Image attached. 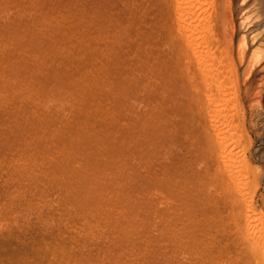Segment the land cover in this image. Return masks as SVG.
<instances>
[{"label": "rangeland", "instance_id": "1", "mask_svg": "<svg viewBox=\"0 0 264 264\" xmlns=\"http://www.w3.org/2000/svg\"><path fill=\"white\" fill-rule=\"evenodd\" d=\"M102 2L0 0V264H264V0L210 25L241 177L175 1Z\"/></svg>", "mask_w": 264, "mask_h": 264}, {"label": "bare ground", "instance_id": "2", "mask_svg": "<svg viewBox=\"0 0 264 264\" xmlns=\"http://www.w3.org/2000/svg\"><path fill=\"white\" fill-rule=\"evenodd\" d=\"M109 1V3L111 4V11L114 10L117 6H118V3L117 1L119 0H107ZM128 1V0H127ZM142 1V0H140ZM175 1V8H176V23L178 25V29L180 31V33L182 34L183 38H184V43L186 42L187 46L189 47V50H191L192 52V55L195 59V61L193 62L195 64V62L197 63V65L199 66L200 68V71L203 73V77H204V81L206 83V88L208 91V101H209V104L211 106V109L209 110V107H208V111H210V118H211V124H212V127H213V130L216 134V139L214 136V134H211L207 136L208 138L209 137H213L215 140H217L218 144H219V150H220V154H221V157L223 158L226 166L228 167L229 171L230 172H234L235 171V174L237 172V176L239 177L241 175V169H240V159L242 158L241 157V153H239V142H237V140L233 139V134L232 131L234 130V114L235 112H233L232 110V107L235 105V101H234V105L232 106V94H231V86L229 83H227V79H226V72L228 71L227 68H225V65L223 64V60L216 54L215 52V49H214V45L212 43V40H211V29L210 28V25L213 21V11L215 9L216 11V8L213 9V3H214V0H174ZM105 0H103L102 3H104ZM126 3V2H125ZM130 3V2H129ZM131 3H132V0H131ZM133 3L135 4V2L133 1ZM136 3H137V0H136ZM148 3L150 4L149 0H148ZM124 4V3H123ZM140 4V3H139ZM147 4V3H146ZM102 5V4H101ZM131 5V4H130ZM128 6V5H127ZM129 7V6H128ZM133 7V6H132ZM132 7H131V10L132 11ZM135 7V6H134ZM152 7V6H151ZM174 8V7H173ZM134 9V8H133ZM138 9V8H137ZM149 9V8H148ZM110 11V12H111ZM140 11V10H139ZM143 11V9L141 10ZM114 13V11H113ZM132 13V12H131ZM136 13V12H135ZM115 15V14H114ZM140 15V14H139ZM102 16V15H101ZM116 16V15H115ZM171 16V14H170ZM105 17V16H104ZM174 17V16H172ZM142 18V17H141ZM131 19V18H130ZM175 19V18H174ZM173 19V20H174ZM146 20V19H145ZM121 21V20H120ZM152 22V21H151ZM170 22H172L170 20ZM214 22V21H213ZM117 23V19L112 17V16H109L108 17V22L107 24H110V25H113V24H116ZM147 23V21H146ZM160 23V22H159ZM215 23V22H214ZM128 25V24H127ZM161 26V25H160ZM159 26V27H160ZM164 26V25H163ZM171 26H174V25H171ZM125 27V26H124ZM129 28V27H128ZM157 28H158V25H157ZM126 29V28H125ZM155 30V29H154ZM177 30V29H176ZM158 31V30H157ZM175 31V30H174ZM173 31V32H174ZM152 32V31H151ZM178 32V31H177ZM155 33V32H154ZM179 33V34H180ZM215 33V32H214ZM171 34H173L171 32ZM178 34V33H177ZM180 34V35H181ZM105 35V34H104ZM137 35V34H136ZM107 36V35H106ZM147 36V35H146ZM161 36V35H160ZM175 36V35H174ZM130 37V36H129ZM139 37V35H138ZM145 37V36H144ZM177 38L180 36L177 35L176 36ZM133 38H136L135 36ZM146 38V37H145ZM154 38V37H153ZM152 39V38H151ZM176 39V38H175ZM107 40V39H106ZM133 40V39H132ZM183 40V39H182ZM108 41V40H107ZM104 42V41H103ZM112 42V40H111ZM158 42V41H157ZM162 42V41H161ZM114 43V42H113ZM140 43V42H139ZM179 43V42H178ZM165 44V43H164ZM178 45V44H177ZM183 45V44H181ZM109 46V45H108ZM107 46V47H108ZM152 46V45H151ZM160 46V45H159ZM186 46V45H185ZM104 47V45H103ZM102 47V48H103ZM105 47V48H107ZM150 47V46H149ZM166 47V46H165ZM182 47V46H180ZM175 48V47H174ZM108 49V48H107ZM111 49V48H110ZM176 49V48H175ZM179 49V48H178ZM100 50V49H99ZM104 50V48L102 49ZM109 50V49H108ZM145 50L146 47H145ZM159 50V49H158ZM107 50H105L104 52L106 53ZM110 51V50H109ZM112 51V49H111ZM185 51V50H184ZM188 51V50H186ZM104 52H101L104 54ZM161 52V51H160ZM172 52V50H171ZM134 53V52H133ZM169 53V52H168ZM186 53V52H185ZM190 54V52H188ZM187 53V54H188ZM222 53V52H221ZM102 54V55H103ZM161 54V53H160ZM179 54V53H178ZM170 55V54H169ZM175 55V54H174ZM132 56V55H131ZM172 56V55H171ZM182 56V55H181ZM103 57V56H102ZM133 57V56H132ZM165 57V56H164ZM184 57V56H183ZM129 58V57H128ZM191 58V57H189ZM189 60V59H188ZM191 60V59H190ZM154 62V60H153ZM184 63V61H183ZM192 63V61H191ZM192 63V64H193ZM152 64V63H151ZM194 66V65H193ZM196 66V65H195ZM194 66V67H195ZM182 67H185V65H182ZM193 67V69H194ZM196 68V67H195ZM199 68L197 67V70L199 71ZM139 73V72H138ZM195 73H198L199 72H196ZM195 73H192L194 76L197 75ZM191 74V75H192ZM201 74V73H200ZM150 75V74H149ZM148 75V76H149ZM152 75V74H151ZM187 75V74H186ZM190 75V76H191ZM134 76V75H132ZM139 76V75H137ZM189 76V77H190ZM151 77H154V76H151ZM134 78V77H133ZM192 78V77H191ZM189 78V79H191ZM193 79V78H192ZM200 79V77H199ZM134 80V79H133ZM195 80V79H194ZM202 80V79H201ZM136 81V80H135ZM196 81V80H195ZM133 82V81H132ZM131 82V83H132ZM192 82V81H191ZM203 82V81H202ZM154 83V82H152ZM195 83V82H194ZM197 83V82H196ZM196 83L194 84V86L196 87ZM136 84V83H135ZM133 85V83H132ZM193 85V84H192ZM193 86V87H194ZM201 85H199L197 83V87H200ZM197 87H196V90H197ZM233 88V86H232ZM200 89V88H199ZM195 90V89H194ZM144 93V92H143ZM235 96V95H233ZM136 97H134L135 99ZM234 98V97H233ZM133 99V98H132ZM236 100V99H235ZM134 101V100H133ZM136 103V102H133V104ZM137 105V103L135 104ZM134 105V106H135ZM152 105V104H151ZM153 107V105H152ZM150 107V108H152ZM161 108V107H160ZM144 109V108H143ZM145 110L147 111V108L144 109V113L146 114ZM149 110V109H148ZM151 110V109H150ZM137 111V110H136ZM154 111V110H153ZM160 111V110H159ZM132 112V111H131ZM135 112V110H134ZM152 112V110H151ZM156 112V111H155ZM137 113V112H136ZM139 113V112H138ZM132 115V113H131ZM134 115V114H133ZM132 115V116H133ZM136 115V114H135ZM138 115V114H137ZM143 115V113H142ZM152 115V114H150ZM173 116V115H172ZM148 117V116H147ZM151 117V116H150ZM155 117V116H154ZM153 117V118H154ZM172 118V117H171ZM209 118V117H208ZM145 119V118H144ZM157 120V119H156ZM146 121V119H145ZM148 121V120H147ZM207 121V120H206ZM154 122V121H153ZM158 122V121H157ZM236 122V121H235ZM141 123V122H140ZM155 123V122H154ZM204 125V123H203ZM141 126H144V129H147V125L146 123H143ZM158 127V125H157ZM210 127V126H209ZM208 127V129H209ZM136 129V126L133 127V130L135 131ZM207 130V129H206ZM210 130H212L210 128ZM206 137V138H207ZM212 138V139H213ZM212 139H211V143L210 145L212 144ZM237 139V138H236ZM214 140V142L216 143V141ZM213 142V143H214ZM212 144L213 147H217L216 145ZM209 145V144H208ZM212 148V147H211ZM214 149H212L213 151ZM216 151V150H215ZM214 153V151L212 152ZM211 153V155H212ZM219 152H217L216 154H218ZM241 154V155H240ZM210 155V156H211ZM219 155V154H218ZM217 157V156H216ZM241 157V158H240ZM213 158V156H212ZM215 158V157H214ZM239 158V160H238ZM210 160V159H209ZM212 160V159H211ZM219 160H220V157H219ZM213 161V160H212ZM215 161V160H214ZM213 161V162H214ZM211 162V161H210ZM216 162V161H215ZM209 164V163H208ZM212 164V163H211ZM209 164V165H211ZM223 164V163H222ZM213 166V164L211 165ZM218 166V165H217ZM215 166V167H217ZM210 167V166H209ZM209 167L207 168V170L209 169ZM212 167H210L211 169ZM222 168V167H221ZM215 169V168H213ZM221 169H218L217 171H219ZM238 170V171H236ZM216 171V170H215ZM225 173V171H224ZM221 174V172H220ZM219 174V176H220ZM225 176V174H223ZM222 176V175H221ZM229 177V176H228ZM241 177V176H240ZM221 178V177H220ZM224 179V178H222ZM230 179V178H228ZM227 179V181H228ZM233 179V178H231ZM230 179V180H231ZM235 179V178H234ZM238 179V178H237ZM239 180V179H238ZM222 181V180H221ZM233 181V180H232ZM231 181V183H233ZM236 181V180H235ZM240 181V180H239ZM226 183V182H224ZM228 184V182H227ZM226 184V185H227ZM236 184V183H235ZM231 186V184H230ZM240 188V187H239ZM241 189V188H240ZM242 191V190H240ZM237 192V191H236ZM157 193V192H156ZM230 193V192H229ZM231 193H234L235 192H231ZM241 193V192H240ZM155 194V193H154ZM156 195V194H155ZM237 198V196H235ZM239 197V196H238ZM235 200V199H234ZM238 200V199H236ZM243 198L241 200H238V201H242ZM162 201V200H161ZM237 201V202H238ZM236 202V201H235ZM243 202V201H242ZM246 204H247V208L246 210H248L247 213L248 214V217L250 218L251 217V214L255 211V206L252 202H250L248 199L245 200ZM160 204V203H159ZM240 203H238L239 205ZM240 205H243V204H240ZM239 207V206H238ZM243 208V207H242ZM240 209V208H239ZM245 209V208H244ZM241 210V209H240ZM239 211V210H238ZM242 212V211H241ZM245 212V210L243 211ZM246 213V212H245ZM242 216V214H241ZM247 216V215H246ZM245 216V218H246ZM162 217V216H161ZM243 217V216H242ZM241 217V218H242ZM238 219L239 216H238ZM239 221V220H238ZM252 221V220H250ZM249 221V222H250ZM248 222V221H247ZM179 223V222H177ZM244 224V222H243ZM241 224V225H243ZM250 224V223H249ZM248 224V225H249ZM246 225V224H245ZM252 225V224H250ZM249 225V226H250ZM251 227V226H250ZM247 228V227H245ZM244 228V229H245ZM252 231V230H251ZM250 238V237H249ZM242 239V238H240ZM255 239V238H254ZM243 240V239H242ZM247 240V239H246ZM253 241V240H251ZM264 242V241H262ZM244 243V242H243ZM247 243V242H246ZM255 243V242H254ZM257 244V242H256ZM259 245V243H258ZM258 248V247H257ZM63 251V249H61ZM255 250V249H254ZM256 252V251H255ZM63 260V259H62ZM57 264V263H56Z\"/></svg>", "mask_w": 264, "mask_h": 264}]
</instances>
